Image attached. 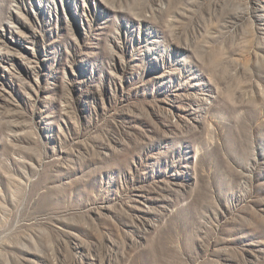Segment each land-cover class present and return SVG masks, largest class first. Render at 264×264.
Segmentation results:
<instances>
[{"label":"rangeland","instance_id":"1","mask_svg":"<svg viewBox=\"0 0 264 264\" xmlns=\"http://www.w3.org/2000/svg\"><path fill=\"white\" fill-rule=\"evenodd\" d=\"M0 264H264V0H0Z\"/></svg>","mask_w":264,"mask_h":264}]
</instances>
